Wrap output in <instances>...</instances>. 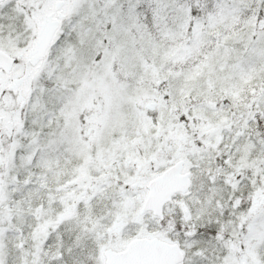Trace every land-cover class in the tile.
<instances>
[{
    "label": "snow or ice",
    "instance_id": "1",
    "mask_svg": "<svg viewBox=\"0 0 264 264\" xmlns=\"http://www.w3.org/2000/svg\"><path fill=\"white\" fill-rule=\"evenodd\" d=\"M0 264H264V0H0Z\"/></svg>",
    "mask_w": 264,
    "mask_h": 264
}]
</instances>
